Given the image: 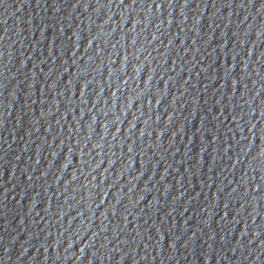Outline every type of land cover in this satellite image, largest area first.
Returning <instances> with one entry per match:
<instances>
[{
  "label": "water",
  "instance_id": "1",
  "mask_svg": "<svg viewBox=\"0 0 264 264\" xmlns=\"http://www.w3.org/2000/svg\"><path fill=\"white\" fill-rule=\"evenodd\" d=\"M0 264H264V0H0Z\"/></svg>",
  "mask_w": 264,
  "mask_h": 264
}]
</instances>
